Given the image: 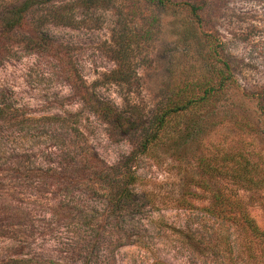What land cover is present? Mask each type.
Here are the masks:
<instances>
[{"label": "rangeland", "instance_id": "374dc122", "mask_svg": "<svg viewBox=\"0 0 264 264\" xmlns=\"http://www.w3.org/2000/svg\"><path fill=\"white\" fill-rule=\"evenodd\" d=\"M126 3L135 12L129 29L146 37L134 82L111 77L121 0L48 17L42 30L73 46L79 75L102 100L148 122L161 100L216 82L214 65L227 63L233 83L167 116L160 137L139 151L134 137H111L53 57L23 46L3 56L0 264H264V239L239 217L264 234V0H209L203 28L184 7ZM212 34L221 44L216 56ZM82 147L108 165L137 151L130 188L138 207L111 213L100 185L50 176L77 165ZM18 162L27 175H9Z\"/></svg>", "mask_w": 264, "mask_h": 264}, {"label": "trees", "instance_id": "16d2710c", "mask_svg": "<svg viewBox=\"0 0 264 264\" xmlns=\"http://www.w3.org/2000/svg\"><path fill=\"white\" fill-rule=\"evenodd\" d=\"M113 1L115 0H0V59L17 46H23L34 52L53 57L57 61L64 79L72 86L84 105L110 127L111 137L114 139L134 137L135 150L137 148L142 151L149 143L155 142L160 137L158 132L161 131V126L167 116L194 108L197 103H205V101L211 100V97L223 90L226 84H232L233 80L227 63L223 62L219 68L214 65L216 82L205 81L196 86H185L175 95L173 93L165 100H161L148 122L137 121L130 116H126L113 104L102 100L97 94L89 90L75 66L73 46L55 41L42 32L48 17H51V20H65L62 15L63 12L67 14V12L76 8L89 9L97 5L108 6ZM151 1L160 6L173 4L174 6L187 8L198 22V25L201 28L204 27L203 22L206 21L205 17L208 15L209 0ZM121 2L125 9L119 14L122 31L118 47L112 49L117 66L112 71L111 77L116 81L134 82L136 76L133 68L134 56L145 45L146 37L129 29V18L127 16L135 15V12L127 6L126 0H121ZM207 37L210 38L209 41L213 44L212 49L214 56H216L217 52L219 53L221 44L218 43L213 34ZM195 87L200 89L202 94H197ZM135 150H132L117 164L108 165L92 151L82 147L77 165L51 172L50 176L66 185L81 186L87 185V183L100 185L105 189L108 209L111 213H117L119 210L128 207L136 208L138 207L135 199L136 195L130 188L135 181L132 166L134 155L137 154ZM19 162L11 168L9 175L28 174L24 168H21ZM207 168L209 171L222 173L210 165H207ZM242 171V173L248 174L250 170L246 167ZM215 199L218 201L219 196L216 195ZM217 203L223 205L226 200L220 197V201ZM219 204L213 208V214L217 212L218 206L220 208ZM239 217L249 229L251 235L264 239V234L248 215L242 212Z\"/></svg>", "mask_w": 264, "mask_h": 264}]
</instances>
